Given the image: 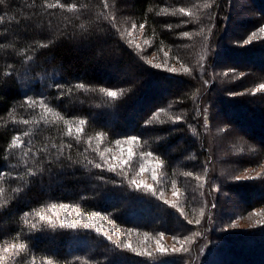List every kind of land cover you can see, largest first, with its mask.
I'll list each match as a JSON object with an SVG mask.
<instances>
[{"label": "trees", "instance_id": "1", "mask_svg": "<svg viewBox=\"0 0 264 264\" xmlns=\"http://www.w3.org/2000/svg\"><path fill=\"white\" fill-rule=\"evenodd\" d=\"M252 1L240 21L241 0H0V264H196L189 254L202 240V264H264V224L226 233L221 223L264 209V90L254 92L264 84V36L247 41L264 27V0ZM235 22L242 32L230 34ZM41 101L73 122V136L40 119ZM97 133L100 151L135 136L138 157L163 161L155 194L131 185L124 168L109 170L94 151ZM17 135L24 147L12 149ZM254 168L259 176L238 177ZM173 182L185 207L216 213L218 224L189 222L165 203ZM52 204L73 206L58 208L60 220H77L78 209L110 230L52 227L35 215L55 221ZM129 230L193 242L189 252L137 255L115 237Z\"/></svg>", "mask_w": 264, "mask_h": 264}, {"label": "rangeland", "instance_id": "2", "mask_svg": "<svg viewBox=\"0 0 264 264\" xmlns=\"http://www.w3.org/2000/svg\"><path fill=\"white\" fill-rule=\"evenodd\" d=\"M241 4H239V6L237 7L236 12L234 13H238L240 11V13L244 14V15H240V21L242 20H247L249 18V15L247 13H245L243 11V6H253V1L252 0H241L240 2ZM128 5V4H127ZM264 28V27H263ZM229 32L230 34H236V33H240L242 32V27L240 25H238V22L233 23L232 25H230L229 27ZM132 36L136 39V45L141 44L140 41H142V33L140 28L136 29V31H132L131 33ZM255 36L258 35H262L264 36V32L257 31L255 32ZM252 37V36H250ZM256 39V37L254 38ZM251 39V40H254ZM250 38L247 40L249 42ZM263 59V58H262ZM247 62V61H245ZM157 64V63H156ZM250 65V64H248ZM246 66V64L244 65ZM253 65L249 66L252 67ZM131 74H133L131 77L134 78L133 76L137 77V79L139 80H144L145 77H141L139 75V73H137L134 69H131L130 71ZM259 87V86H258ZM258 87H256L255 89H257ZM254 89V90H255ZM263 91V90H261ZM255 92V91H254ZM167 96V94H166ZM223 104L221 103L219 105L218 108H220V106H222ZM217 108V109H218ZM219 112L221 113L220 119L221 122L223 120V118H226L223 112H221L219 110ZM219 113V114H220ZM224 114V115H223ZM129 146L126 143H122L119 147L115 144L112 148H110L112 151L109 152V158L107 157L106 160L108 163L110 164H118L120 159L126 158L127 157V148ZM133 148V152L135 153V155L133 156L132 160L130 161L129 165L132 164L134 162L133 165H130L129 168L128 165L124 166V169L127 170L128 175L130 176L131 180L132 179H137V180H142L144 181V183L152 185L153 189H157V185L159 184V182L161 181V172H162V167L156 169V175H157V180H153L152 178V170L153 167L156 163V159L153 156H140L138 157L137 154L138 152L136 151L137 146L136 144L132 146ZM109 149V148H108ZM108 153L106 152L105 155H107ZM141 164H144L146 166V170L143 172V174L141 175H137V173L139 172V166ZM262 172V168H254V169H249L247 171H245L244 173H242L241 175H239L238 177L240 178H244V179H251V178H255L257 176L260 175V173ZM59 180L57 179V181H55V183L59 184ZM44 190L47 192L46 187H44ZM178 190L179 194L178 195H174V191ZM175 190L172 188L170 190H165L162 192V194L164 195V198L167 201H171L176 203L177 208L178 209H182L185 210L186 214H187V218L189 221L193 222V223H197V220L199 221V223H203L204 222V218L209 217L211 218L212 222V227H213V223L218 224V215L215 213V218L214 215L211 216V214H209L208 212H206V210H204L203 208L200 207H191L192 210L188 207H185V202L183 201L185 195L183 196V191L179 188L175 187ZM216 195V194H215ZM236 203V200H235ZM201 210H203V215H200ZM256 213H260V215H255ZM234 218V217H233ZM230 219L232 218H226L227 222H221L222 225L227 224L226 227L223 229V232L226 233H233V232H237V231H242V230H246L248 228L251 227H258L261 226L264 223H256V221H264V209H257L254 210L246 215L240 216V217H236L235 219H233L232 221H230ZM219 222V223H220ZM97 226H102V228H104V230H106L108 232V230H110L108 227L104 226V224H102V222L100 221V225ZM219 228V225H218ZM115 232V231H114ZM116 233V232H115ZM125 235H127V237H125ZM120 236V235H119ZM115 236L119 241L123 240L124 242H131L132 245L136 248H147L149 251H153L154 249H156L157 245H156V239L151 238V239H145L144 236L141 235H136V234H131L129 235L128 232L126 233H122V236ZM178 241H183L181 239H172L171 237H163L161 240V243L163 244L164 247L169 249L168 253H179V252H183V251H178V252H172L171 249L172 248H180L181 245ZM206 241V240H205ZM204 240H202L201 243H198L195 246V251L194 252H190L189 256L191 259L194 258V256L196 255L197 259H196V264H202V259L203 257L208 253V248H209V241L208 243H204ZM193 240H191L190 242H188L187 244H185V247L188 249V252L191 249V244H192ZM210 244V243H209ZM156 253V252H154Z\"/></svg>", "mask_w": 264, "mask_h": 264}, {"label": "snow or ice", "instance_id": "3", "mask_svg": "<svg viewBox=\"0 0 264 264\" xmlns=\"http://www.w3.org/2000/svg\"><path fill=\"white\" fill-rule=\"evenodd\" d=\"M49 8H53L56 7L57 5L55 4H48L47 5ZM61 7H63V5H60ZM107 6V5H106ZM207 6V5H206ZM73 8L75 6H72ZM71 10V9H70ZM179 11L181 13L185 12V9L181 8L179 9ZM188 15H191V13H187ZM133 28H135V25H133ZM141 28H143V25H141ZM261 32H264V28L261 29ZM255 33L253 34L252 37H250L251 39L255 38ZM149 63H151V61H149ZM156 67H159L160 65H155ZM170 71H175V69H169ZM185 72L189 71L188 68H184L183 69ZM77 88L79 89H85V85L84 84H78L76 85ZM261 90H264V84H261L257 89H255V92H259ZM101 92H103L106 96L111 97V98H116L119 93H117L116 91H110L107 89H100ZM35 101H29L30 105H35ZM40 106L44 109V113L41 115L40 119L45 123H56V122H60L62 121L63 124L66 126V132L65 135L67 136H73V122L71 120H68L66 118H64L63 116H61L59 113L55 112L51 107H48L47 105H45L42 101L40 102ZM48 114H52V116L54 117V119L52 121L48 120ZM159 117V113L156 114V118ZM177 119H179L177 117ZM22 123L24 124H29V123H39V121H29V120H23ZM86 121L84 120H79L77 122V126L75 127V139L79 140L81 134L84 131L83 126L85 125ZM24 136H28L29 132H24L23 133ZM104 133H97L95 139L97 140V147L94 149V151H97L101 157V159L105 160V162H107L106 157H105V153L106 152H111L112 150L109 149H105L104 151H100L99 148V144L103 141L104 138ZM89 144H91V139H89L88 141ZM122 143H126L129 147L127 148V157L120 159L118 164H110L109 165V170L110 171H116L117 168L119 167L121 170L124 168L125 165H129L130 161L132 160L133 156L135 155V153L133 152V148L132 146L135 144H139V140L137 137L133 136V137H129L126 141H120V140H116L115 144L119 147ZM24 147V142L21 139V136L17 135L14 136L13 139L10 142V148L12 149H18V148H23ZM53 147H55V145H53ZM70 147V145H69ZM25 155H27V153H25ZM142 155L144 156H152V153H143ZM156 159V163L153 167L152 170V178L153 180H157V175H156V169L161 168L163 166V161L159 160V158H155ZM97 168L101 167L100 164H96L95 165ZM146 170V166L144 164H141L139 166V172L137 173V175H141L143 174V172ZM34 174V173H32ZM184 175L186 176H191L192 173H184ZM197 180L201 179L200 177L196 178ZM239 179V178H237ZM129 183L133 186H135L136 188H143L145 191H151L153 192V194H155V190L152 188V185L146 184L144 183V181L142 180H137V179H132L129 181ZM173 189L175 190V182H173ZM4 188L0 187V197H2L4 195ZM16 191H19V189H16ZM179 192L178 190L174 191V195H178ZM165 203H169L173 208L177 207L176 203L171 202V201H165ZM70 207H73L72 205H68V204H52L49 206V211L51 213H53L56 217V220H53V216L47 215L44 211H38L35 213L36 216L39 217L40 220L45 221L46 223H48L49 225H51L52 227H67V228H77V227H84V228H89L92 227L93 225H100V220L101 217L99 216V214L97 213H93L91 215V217L86 216L84 213L80 212L77 209V217L78 219L73 221L71 219H69L67 216H65L63 218V220L59 219V212H58V208L59 209H63L65 211H67ZM183 210L181 209V212ZM200 215H203V210H201ZM255 215H260V213H256ZM81 221H86L84 223H81ZM191 222V221H189ZM197 223H199V221L197 220ZM256 223H264V221H256ZM32 227H36V225H32ZM95 230L99 233L102 231V226H97L95 228ZM105 236H107V238L109 240L112 239V236L108 235L107 232L103 233ZM128 234L131 235L132 231L129 230ZM116 235L119 236L120 233L116 232ZM139 235V234H138ZM144 238L148 239L149 238V234L148 233H144ZM163 233L160 234L159 238H156V249H154L153 251H149L147 248H136L132 245L131 242H124L121 243L119 246L122 248H126L132 252H135L137 255H147L149 257L153 256L154 252L159 253V254H166L169 252V249L164 247L163 244L161 243V240L163 238ZM175 239V238H174ZM191 241V237L186 238V240L184 241H178L181 245L180 248H172L171 251L172 252H178V251H188V249L185 247V244H187L188 242ZM13 247H16L15 245ZM19 248L21 250H23L25 248L24 244H20ZM5 251H9V249H5ZM48 264H52V261H48Z\"/></svg>", "mask_w": 264, "mask_h": 264}]
</instances>
